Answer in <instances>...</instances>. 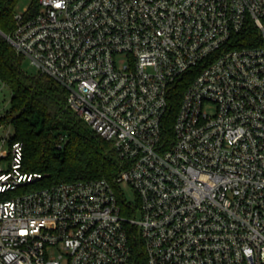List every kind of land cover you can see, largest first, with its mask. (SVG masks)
<instances>
[{"label": "built area", "instance_id": "1", "mask_svg": "<svg viewBox=\"0 0 264 264\" xmlns=\"http://www.w3.org/2000/svg\"><path fill=\"white\" fill-rule=\"evenodd\" d=\"M14 21L122 168L17 193L42 175L0 151V264H135L131 232L146 264H264V0H38Z\"/></svg>", "mask_w": 264, "mask_h": 264}, {"label": "trees", "instance_id": "2", "mask_svg": "<svg viewBox=\"0 0 264 264\" xmlns=\"http://www.w3.org/2000/svg\"><path fill=\"white\" fill-rule=\"evenodd\" d=\"M17 2L0 0V30L4 33L9 34L15 26ZM37 7L38 0H33L30 10L35 12ZM256 38L258 30L251 25L237 40L249 45ZM24 59L0 33V80L11 90V107L0 116V121L13 125L10 144L22 143L21 170L42 175L20 186L17 193L63 181L112 179L122 168V160L112 143L67 106V92L59 82L47 75L24 70ZM182 90L180 86L174 94L171 119ZM122 210L129 213L124 202ZM136 235L131 232L135 264H146L143 244Z\"/></svg>", "mask_w": 264, "mask_h": 264}, {"label": "rangeland", "instance_id": "3", "mask_svg": "<svg viewBox=\"0 0 264 264\" xmlns=\"http://www.w3.org/2000/svg\"><path fill=\"white\" fill-rule=\"evenodd\" d=\"M33 0H18L16 5V12H23L26 8L30 7ZM23 68L29 73L36 74L37 68L30 62V59L25 58L23 61ZM11 107V90L5 85L0 90V116H3ZM13 133V125L11 122H2L0 121V151L8 154L10 151V143L9 137L12 136ZM3 166L9 164L8 159L0 160ZM122 189L126 198V201L129 205L134 206L136 208L133 213L130 211L131 217L135 219L141 218V212L138 206V198L134 189L125 183H122Z\"/></svg>", "mask_w": 264, "mask_h": 264}, {"label": "water", "instance_id": "4", "mask_svg": "<svg viewBox=\"0 0 264 264\" xmlns=\"http://www.w3.org/2000/svg\"><path fill=\"white\" fill-rule=\"evenodd\" d=\"M0 32H1V30H0Z\"/></svg>", "mask_w": 264, "mask_h": 264}]
</instances>
